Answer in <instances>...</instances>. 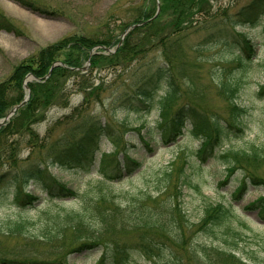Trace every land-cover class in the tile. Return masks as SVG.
<instances>
[{"label":"trees","instance_id":"trees-1","mask_svg":"<svg viewBox=\"0 0 264 264\" xmlns=\"http://www.w3.org/2000/svg\"><path fill=\"white\" fill-rule=\"evenodd\" d=\"M15 1L29 5L26 0ZM231 7L212 8L210 0H140L123 11L124 20L114 16L117 11L108 13L98 28L100 34L64 36L12 67L0 81V119L24 99V82L29 96L0 124V200L18 210L17 216H0V246L2 240L13 241L11 249L1 252L0 264H69V255L93 250L100 252L95 264H126L134 245L150 264H264V256L257 250H264V231L254 232L244 215L258 210V217L264 220V196L241 208L232 203L243 198L248 186H264V146L219 150L231 130L240 134L244 130L242 119L247 109L236 102L240 79L226 71V64L241 67L250 61L254 54L251 39L239 32L233 34L234 42L224 43L239 47L236 58L220 59L221 68L208 72L215 80L217 95L226 102L227 118L208 116L193 102H178L183 91L175 73L200 67L189 53L209 51L221 41L214 37L211 42L187 46V35L210 30L213 38L228 26H254L264 11V0H249L235 11ZM112 18L121 20L120 33L137 24L117 47L119 38L112 31ZM0 28H9L1 13ZM100 46L116 48L106 53ZM199 56L202 62L212 61ZM107 68L115 75L106 83L100 73ZM29 74L33 78L27 79ZM71 91L82 94V99L63 118L65 124L79 120L77 127L58 137L54 128L40 136L35 126L44 119V111L54 105L69 107ZM158 92H162L157 100L161 141L183 135L189 123L190 132L198 139L191 155L200 163L219 156L225 170L222 183L236 171L241 174L230 201L206 202L198 221L191 220L182 208L183 190L201 191V182L193 181V173L188 171L190 155L181 152L157 168L152 191L118 190L116 186L141 163L128 154L120 137L91 113L95 104L136 114L148 112ZM191 92L202 95L196 86ZM106 94L110 95L107 103ZM257 96L264 97V82L258 85ZM103 138L114 145L111 152H100ZM22 145L40 150L44 159L22 158ZM98 154V178L82 192L69 188L48 168L89 173ZM31 184L34 190L28 189ZM66 200H74L75 205H65ZM31 210L34 213H26ZM200 237L210 242L200 241ZM240 241L252 242L257 249L242 250L243 256L238 255ZM163 252L168 260H156Z\"/></svg>","mask_w":264,"mask_h":264},{"label":"rangeland","instance_id":"rangeland-1","mask_svg":"<svg viewBox=\"0 0 264 264\" xmlns=\"http://www.w3.org/2000/svg\"><path fill=\"white\" fill-rule=\"evenodd\" d=\"M28 4L19 3L15 0H0V13L9 22V28H0V81L3 80L11 71L12 67L19 61L27 58L40 48L57 41L58 39L70 34H92L98 32L100 34V25L108 13L112 10L117 11L114 16L125 19L123 11L131 4L140 0H26ZM249 0H210L212 8L217 5H232L235 11L241 5ZM120 15V16H119ZM118 18H112V31L116 38H120V26ZM99 28V30H98ZM210 31V30H209ZM195 32L189 33L185 39L187 46L204 44L207 41H213L214 37H220L221 41L217 45H213L212 49L206 52L192 51L191 59H196L200 63L199 68H187L183 72H177L176 80L179 83L182 95L178 102H193L196 109L208 116L218 115L220 118L228 117V107L216 93L215 80L208 75L209 69L212 72L221 68L220 59H232L233 54L239 53V47L234 45H226L224 43H233V34L240 32L251 39L254 48V54L250 61H245L243 66L227 63L226 71L240 79L241 87L239 89L236 102L247 109V114L243 116V133H237L231 130L228 138L221 142V147L226 149H245L251 144L264 146V97L257 96L258 85L264 82V11L260 15L259 20L254 26H228L224 28L223 33L213 35L211 32ZM114 38V40L116 39ZM206 40V41H205ZM208 42V44L210 43ZM207 44V45H208ZM118 45H116L117 47ZM114 47V46H113ZM114 47V49L116 48ZM205 55L212 61H200L199 55ZM101 79L109 82L111 77L115 75L114 71L107 69L101 70ZM219 75H217L218 77ZM216 77V78H217ZM196 86L197 92L202 95L191 92V87ZM186 91V92H184ZM189 91V92H188ZM162 92H158L153 108L148 112L131 113L126 111L112 110L107 105L103 109L99 104H95L91 108V113L95 116L94 120L106 123L110 129L109 132L114 136H119L121 144L125 146L128 154L141 163L139 169L128 175L123 181L116 186V189L129 190L137 192L139 190L152 191L156 185L155 171L160 166L166 165L173 160L179 153L184 152L189 157V172L193 173L191 179L201 182L200 193L193 189L183 190L182 208L186 215L193 221H198L203 213V207L206 202H214L217 200L230 201V194L234 191L241 179L240 172L236 171L226 183L224 180L225 170L223 160L219 156L209 158L205 163H200L198 159L191 155L198 146V139L190 132L191 126L186 124L183 135L164 142L160 140V129L158 128V105L157 100ZM82 94L72 92L70 96V106L62 108L54 105L44 111V119L36 124L35 129L40 136L47 133L49 129L54 131V136L58 137L65 133L70 127H77L79 120H74L69 124L64 123V116L69 114L73 106L80 103ZM110 95L106 94L105 101H109ZM104 110V111H103ZM59 122L58 124H56ZM140 128L139 131L136 129ZM236 133L237 136L234 134ZM142 137V138H141ZM148 143L146 146L145 142ZM114 149V145L108 138L100 141V152H110ZM150 149V150H149ZM218 153H220L218 151ZM20 156L37 162L43 160V152L38 149H31L26 145L21 146ZM99 154L96 163L89 173L75 170H63L57 166H49L50 172L60 181L65 183L69 188L82 192L91 185L97 178ZM262 174V171L259 170ZM29 190H34V185L28 186ZM35 193L39 194L38 190ZM257 196H264V186L255 188L248 186L242 199L232 201L233 204L241 208L242 206L252 202ZM74 200H66L65 205H75ZM7 204V205H6ZM15 206L2 202L0 200V216L14 217L18 215ZM258 210L245 211L244 215L250 220L251 227L254 232L264 231V220L257 215ZM32 214L34 211H28ZM24 213V215L26 214ZM219 233V229H217ZM200 241L210 242L206 237H200ZM12 240H2L0 246V254L6 249H11ZM238 255H242V250L250 251L257 249L252 242L240 241ZM134 250L130 251L129 257L125 260L126 264H150L148 258L134 245ZM263 248L257 249L263 254ZM38 251L41 252L39 249ZM40 257H44L41 253ZM100 256L98 250L84 253H73L68 257L69 264H95ZM161 262L167 261L168 256L165 252L161 257L156 259ZM111 264V263H109Z\"/></svg>","mask_w":264,"mask_h":264},{"label":"water","instance_id":"water-1","mask_svg":"<svg viewBox=\"0 0 264 264\" xmlns=\"http://www.w3.org/2000/svg\"><path fill=\"white\" fill-rule=\"evenodd\" d=\"M158 12V9H157V11H156V13ZM155 16V15H154ZM136 24H132V25H130L122 34H121V37H120V41L122 40V38L124 37V35L128 32V30L129 29H131V28H133L134 26H135ZM102 48L104 49V50H106V51H111V49L110 48H108V47H104V46H102ZM49 74V73H48ZM48 74L46 75V76H48ZM45 76V77H46ZM28 97V95L25 97V99H24V101H22L21 103H19L18 105H15L9 112H8V114L3 118V119H1L0 120V124H3L5 121H7L13 114H14V112L18 109V108H20L23 104H24V102H25V100H26V98Z\"/></svg>","mask_w":264,"mask_h":264},{"label":"bare ground","instance_id":"bare-ground-1","mask_svg":"<svg viewBox=\"0 0 264 264\" xmlns=\"http://www.w3.org/2000/svg\"><path fill=\"white\" fill-rule=\"evenodd\" d=\"M239 33H240V32H239ZM240 34H242V33H240ZM236 54H237L236 52L233 54V56H232L233 59L236 58Z\"/></svg>","mask_w":264,"mask_h":264}]
</instances>
